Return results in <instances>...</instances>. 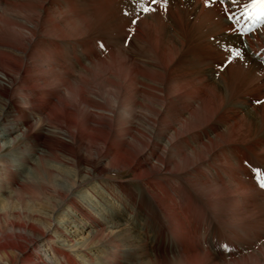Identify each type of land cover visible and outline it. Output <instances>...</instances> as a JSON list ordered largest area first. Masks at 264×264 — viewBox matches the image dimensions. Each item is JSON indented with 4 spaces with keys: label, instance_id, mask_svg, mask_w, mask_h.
Here are the masks:
<instances>
[{
    "label": "bare ground",
    "instance_id": "6f19581e",
    "mask_svg": "<svg viewBox=\"0 0 264 264\" xmlns=\"http://www.w3.org/2000/svg\"><path fill=\"white\" fill-rule=\"evenodd\" d=\"M145 1L150 8L158 1H167L179 10L190 11L187 14H192L194 23L205 25L204 39L207 34L239 35L240 42L253 56L249 57V74H242L245 86L235 92L244 100L231 98L225 78L229 76L227 69L218 83L207 82L201 74H184L176 57L192 35L184 32V22L175 15L173 18L169 14L173 22L152 19L151 9V19L142 16L140 19L144 21L138 19V24L131 27L130 34L135 32L133 38L138 41H143L140 36L144 35L143 26L148 24L146 33L154 36L157 33L160 38L161 44L154 38L159 48L150 46L148 63L134 62L116 51L85 66L79 63L77 53H88L94 59L100 54L93 50L91 40L85 46L77 44L74 42L77 39H73L76 35L62 31L67 29L61 20L64 14H55L54 2L0 0V10H7L0 17V100L3 101L0 138L11 136V140L0 144V182L16 187L17 193L34 194L37 198L49 193L54 197L47 228L41 231L30 223L20 224L19 234L14 235L16 242H1L0 264H42L34 260L33 252L28 249L36 236L43 241L35 247L46 251L45 242L49 241L52 251L50 261L43 264L57 263L54 258H63L65 264L71 261L79 264L62 249L83 253L92 247L105 246L111 249L97 254L95 264L124 263L118 255L128 257L127 262L137 259L138 248L127 244L129 229L121 228L122 224L115 221L123 212L117 209L125 208V204L135 213L141 212L145 223L154 224L151 232L157 253L160 254L158 243L161 246L167 243L174 256L165 258L160 254L138 264H264V188L259 184L264 183V102L260 99L264 97V23L245 35L231 21L246 8L249 0H116L130 6ZM15 5L20 7L18 16L22 20L16 19L18 16L4 18ZM143 22L147 23L143 25ZM71 42L77 51L68 50L71 53L68 57L74 55L71 60L80 69L76 73L80 76L83 71V74L69 83V72L60 73L66 63L62 59V54L66 55L64 47ZM201 42L205 55H223ZM104 47L106 51L109 49L106 43ZM219 59L215 60L222 62ZM211 63L219 69L222 67L218 62ZM207 64L208 61L200 63ZM73 86L78 87L77 91ZM226 96L231 98L230 103ZM186 135L190 138H183ZM39 147L42 150L34 163L29 164L30 170L23 181L17 184L16 175L8 178L13 165L8 153L22 149L18 150V158L27 163L29 150ZM61 158H65L68 170L54 165H59ZM110 171H127L131 179L139 182L138 188L121 181L114 188L102 189L101 184L100 195L112 197L118 205L108 209L106 218L98 221L93 218L92 205L90 210L82 208L84 221L94 225L88 239L79 244L68 240L69 245L60 240L61 248L55 247L50 235L59 233L57 222L53 221L51 228V217L57 207L67 200L73 188L91 177L104 175L109 179ZM59 176L69 178L66 190L60 188ZM115 189L117 195H112ZM98 203L102 208L96 207L100 210L107 207L102 201ZM49 229L51 234L43 238ZM21 231L32 234L25 244L20 242L26 237ZM34 233L37 235L33 236ZM257 241L261 243L256 244ZM117 243L124 248L119 249ZM226 256L230 260L222 259ZM86 262L94 264L92 259Z\"/></svg>",
    "mask_w": 264,
    "mask_h": 264
},
{
    "label": "rangeland",
    "instance_id": "374dc122",
    "mask_svg": "<svg viewBox=\"0 0 264 264\" xmlns=\"http://www.w3.org/2000/svg\"><path fill=\"white\" fill-rule=\"evenodd\" d=\"M51 1L55 3L54 6L52 5L53 6L52 10H54L55 14L57 12H62L64 14V16L61 17V20H62V23L64 25H66L67 29L62 30V31L65 33H68V34L76 35V38H73V39L78 40V41L77 40L74 41L77 44H78V42H79V44H84L86 42L88 43V41L91 40L90 42L94 46L93 50H95L98 53V55L100 54L99 58L97 57V59H94L88 53H86V54L77 53L75 56L78 57L79 63L82 65H85V64L87 65L90 61H93V60H100L103 57L104 58L108 57V54L115 53L116 51H117L116 54L126 56L127 58L130 57L133 59L134 62L138 63L139 61H143V63L144 62L148 63V58L150 57V55H148V52L151 49L150 46L153 44L152 48H159L160 47L159 43L161 44V42H159L160 38L158 37V34L155 32H154L155 36H154V34L152 35V33L150 35H149V32L146 33L147 31H145V30L148 29L149 24L147 27H145L144 23H147V22H143L142 24L144 25L143 27L145 30L143 29L142 32L144 35L140 36L143 41H138L137 38L136 39L133 38L134 36H136L135 32H134V35L130 34L131 29H132L131 27L134 26L135 24H138L137 21H138V19H140V17L142 18V16H143V19H151L152 18L151 16L153 15L152 19H162L164 21L167 20L168 22H173L170 20V15H171V17H173V15H175L174 17L175 18L178 17V19H179V21H181V23L184 22L182 24L183 29H185L184 32L185 33L189 32V34L192 35V38L187 37L186 42L182 45V47H180L179 53L176 57V59H179L181 61L180 67L182 68L184 74L186 73V74L191 75V76L196 75V74H201L205 77V79H208L207 82H209V83H216L217 82L218 83L220 81V78L222 76H225L224 73H225V70L227 69L229 72V76L228 77L225 76V78L227 81L226 82L227 85L230 86L229 88H230V91L232 93L231 98H235L236 100H244L243 96L236 95L235 92L238 91L240 88L245 86V82H244V78H243L242 74L243 75L249 74V72H250V68L248 65L249 57H253V56L249 51L247 52V49H246L244 43L240 42L239 35H226V34H222V35L217 34L216 35L215 34L216 36L215 35L213 36V34H210V36H208L209 34H207V38L204 39V36L207 33V29H206L205 25H201L202 24L201 22H200V24L194 23L192 21L194 18H191L192 14L191 13L187 14V12H190V11L184 12L182 10H179L178 8L174 7L173 5H171L170 2H167V1H158L155 4L156 6H154L155 10L153 9L154 7L150 8L151 5L148 4L146 1L145 2H139V3L135 2V4L132 3V6L135 5L133 7L130 6L131 4H128V5L127 4H123V5L118 4L116 2V0H113L115 4L112 3L113 2L112 0L111 1L110 0H100V1L99 0H51ZM164 2H166V3H164ZM157 4H159V6ZM163 5H165V6H163ZM123 6L126 8H124ZM121 7H123V8H121ZM128 7H129V9H128ZM160 7L162 10L160 9ZM19 9H20V7L15 5L14 8H12L11 10L9 9L10 11L7 12V15H5L4 18H7L8 16H10V17L18 16L19 15ZM151 9L154 11H152ZM150 10H151V12H154V14L149 13ZM156 10H158L157 11L158 13L155 12ZM171 10H173V11H171ZM5 11H7V10L6 9L0 10V17L3 16L2 12H5ZM136 11H138V12H136ZM147 14L148 15L150 14L149 17ZM155 14H156V16H155ZM189 14H190V17H189ZM65 17L67 20L65 19ZM182 18H184V20H186V21H184ZM16 19L22 20L19 16L16 17ZM143 19L142 20L140 19V20L144 21ZM191 23L194 24L195 26L190 25ZM150 24H152V23H150ZM189 29H191V30H189ZM171 33H174V32L171 31ZM193 35H195V36L193 37ZM150 37H152V39ZM154 38H155V41L159 42L156 45L154 44ZM220 38H221V40H220ZM102 39H103V41H102ZM80 40L81 41L84 40V41L80 42ZM85 40H87V41H85ZM151 40H152V42H151ZM74 42H71L70 45H67L66 47H64V51H66V53H64V54H66V55L64 56L62 54V56H63L62 59L64 61H66V63L63 65V67L65 66L64 71H61L62 73H60V74L63 75V74H66L69 72L68 74H70L69 75L70 79L73 78L72 81H70V79H69V83L78 80L79 78L82 77V74H83V71H82V73H79V75L81 76L80 77L76 73V72H79L80 69H79V67L76 66L77 64L75 62H73V60H71V58H73L74 55L72 54V56L68 57L69 55H71V53H69V51H74V50L77 51L76 48L74 49L71 46L72 44H73V46H76ZM200 42L201 43L206 42L209 47L211 46L213 48V50L215 49V50L219 51L220 53H222L223 55L219 56L216 53H211V54L205 55L204 54V47L200 44ZM104 43H106V45L109 47V49L107 51L105 50ZM84 46H85V44H84ZM87 46H88V44H87ZM227 46H229V48ZM226 48H228V50L231 52H229ZM230 48H231V50H230ZM232 51H234V52L232 53ZM116 54H114V55H116ZM80 55H84V56H80ZM66 58H68V59H66ZM217 58H220L219 60H221L222 62L215 60ZM224 58L226 60H224ZM235 58H237V59H235ZM82 59L86 60L87 63ZM70 61H72V62L70 63ZM202 61L203 62L208 61V64L201 66L200 63ZM213 61L218 62L222 67H220V69H219V67L214 66L211 63ZM67 66H69V67H67ZM73 71H74V73H73ZM201 72H203V73H201ZM71 73H73V75L75 74L74 77L76 79L74 77H71L72 76ZM251 76H252V74H251ZM236 86H238V87H236ZM73 87L75 88V91H77L76 88H78V87L77 86H73ZM226 98L228 100L230 99L228 101V103H230L231 98H229L228 96H226ZM260 99H263L262 102H264V97H260ZM2 105H3V101L0 100V114L3 111ZM136 109H137V113L139 114L138 108H136ZM246 110H249V107H247ZM1 134H2V127H0V136H1ZM10 137L11 136H9L7 138H0V144L1 143L3 144L4 142L11 140ZM183 138L189 139L190 135H186ZM23 149L28 150L24 147H23ZM18 150L20 151L22 149H15L11 153H8V155H7V158L13 164V165L11 164L12 166H10V168H9L8 178H11L14 175L18 176V178L16 180L17 184L20 181L21 182L23 181V177L30 170L31 165L34 163L35 158L40 153L42 148L41 147L35 148V149H33V151L29 150V153H31V154L28 155L29 162H27V163L23 162L22 158L20 156L19 157L21 159L18 158V155H17V154H19ZM60 161L61 162H59V165H58V163L54 164V165L61 167V168H65L66 170H68L67 168H69V167H66L65 158H61ZM245 161L250 162L251 160H249V161L245 160ZM21 163H22V165H21ZM29 164H31V165H29ZM20 173H23V174H20ZM64 175H66V174H64ZM107 175H108L109 179H106L107 177H104V175H99L97 177L96 176L91 177L87 181L81 183L76 188H73L72 191L69 192V194L66 196L67 200L64 201L62 204H60L57 207L56 211L52 214V217H51V223L53 221L57 222L59 233L53 235V234H51V230L49 229L47 231L49 233H44L43 238H45L47 234H51L50 236H52L51 238L53 240L52 244L57 248H61L60 244H62V242L60 240H63V243H65L67 245H69L71 243L68 240H71L74 243L79 244L80 242L88 239L89 234H90L89 232L92 230V228L94 226L93 224H89L86 221H84L86 219V217H85V215H83L81 213V212H83L82 208L87 207V209L90 210V207L92 205L93 218L95 221H98V218L100 220H102V218H104V219L106 218V214H107L108 209L116 207L118 205L116 203V201H114L112 199V197L110 198L109 196H106L104 194H103L104 197L100 195V193H101L100 185L101 184H102V189L106 188V187L114 188V187H116L117 182L121 181V183H125L126 185H129L133 188H138L137 185L139 184V182L131 179V177L127 173V171H121V172L110 171V173H108ZM63 177L62 176L58 177L59 186L63 190H66L67 184L69 183V178L67 177V178L62 179ZM2 181H4V179ZM4 183L2 185V182H0V244H1V242H4V241L5 242H16L14 235L19 234V225L20 224L30 223L34 227H36L37 230L41 229V231L44 230L43 228H45V227L47 228V226H48V223H47L48 218L47 217L50 214L51 205L54 203L53 202L54 197H52V194L47 193V194L41 195L40 198H37L36 195H34V194H31L28 196L25 194H21L19 192L18 193L14 192V190H16V187H11L10 184H7L6 182H4ZM108 183H111V185ZM24 186H27V184ZM28 186H30V185H28ZM29 192H31V191H29ZM116 192H117L116 189H115V191L112 190V195H117ZM159 195L163 196L164 194L163 195L159 194ZM71 201H73V203ZM100 201H102L103 203H106L107 209L103 208L102 210H100V209H98V207H96V206L100 205L98 203ZM99 208H102L101 205L99 206ZM118 210H122L123 212H121L122 215L119 214L116 216L115 221L122 224L121 228L125 226L126 229H129L130 233H128L127 244H132V245L136 246L138 248V251H139L138 258L133 259V260L130 259V262H127L128 257H121L120 255H118V257L120 258V260L122 262L125 261L124 263H120V264L143 263V262H147V261L151 260L152 258H154L153 256L160 257V254L162 257H165V258L174 257L173 253L170 251V249L167 248L168 247L167 243L164 246L163 245L161 246L158 243V245L160 247V254L157 253V248L154 244V242L156 240H155V237L153 236V233L151 232V229L153 228L154 224H149L148 221L145 223V221L142 220L143 218L140 216L141 212L135 213L133 210H131L130 205H127V204H125V208L122 209V207H119L117 209V211ZM89 212H91V211H89ZM54 223L51 224V228H53ZM100 225L101 224H99V227H100ZM153 232H154V228H153ZM21 234L26 236L24 239H22L20 241L22 244H25L26 242H28V239L32 238V234L30 232L26 231L23 233L21 231ZM36 235H37L36 233L33 234V236H36ZM40 239L37 236H36V238L33 237L31 239L32 242L28 246V249L33 252L34 260H37V262H42V264H43L45 262L50 261L49 255H51L52 251L50 249L49 241L45 242V245H47V247H48L46 251H40L39 250L40 247H39V249H38V247H35L39 244H42L43 239L42 238H40ZM138 239H139V241H137ZM56 240H59L60 242H57ZM260 243L257 241L256 244H260ZM117 245L120 246L119 249L124 248V245L121 243H117ZM208 246L210 247V245H208ZM33 247H35L34 251L32 249ZM250 247H252V245ZM41 248H43V247L41 246ZM110 249L111 248L106 247V246L105 247H97V248L92 247L83 253H75L74 251L64 250V249H62V250L67 254V256L70 259L77 261V263H79V264H87L86 260H91V259L93 260V263L95 264V262H96L95 256L97 254L107 253L108 250H110ZM241 249L235 250V251L239 252ZM127 251L128 250H125L123 252L126 253ZM166 251H168V252L166 253ZM235 251H233L234 255H236ZM43 253H45V255ZM89 254H93V255L89 256ZM120 254H121V252H120ZM215 254H217V253H215ZM218 254H223V253H218ZM78 255H80V256H78ZM227 256L222 257V259L226 258L224 260H230V259H227ZM54 261L57 262L55 264H58V262H59V264L60 263H62V264L67 263L63 258H54ZM121 261H118V262H121ZM135 261H137V262L134 263ZM70 264H75V262L71 261Z\"/></svg>",
    "mask_w": 264,
    "mask_h": 264
},
{
    "label": "snow or ice",
    "instance_id": "6c2138e0",
    "mask_svg": "<svg viewBox=\"0 0 264 264\" xmlns=\"http://www.w3.org/2000/svg\"><path fill=\"white\" fill-rule=\"evenodd\" d=\"M221 2H224V0H221ZM233 2H236V0H233ZM241 34H243V33H241Z\"/></svg>",
    "mask_w": 264,
    "mask_h": 264
}]
</instances>
